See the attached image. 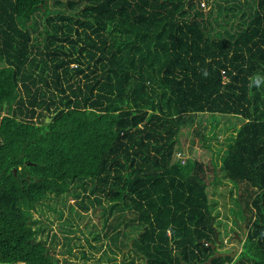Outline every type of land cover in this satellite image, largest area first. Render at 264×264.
Masks as SVG:
<instances>
[{
	"label": "trees",
	"instance_id": "1",
	"mask_svg": "<svg viewBox=\"0 0 264 264\" xmlns=\"http://www.w3.org/2000/svg\"><path fill=\"white\" fill-rule=\"evenodd\" d=\"M211 1L0 0V264H71L20 208L50 194L101 208L113 264H206L218 161L247 232L210 264H264V0ZM202 114L209 164L177 157Z\"/></svg>",
	"mask_w": 264,
	"mask_h": 264
},
{
	"label": "rangeland",
	"instance_id": "2",
	"mask_svg": "<svg viewBox=\"0 0 264 264\" xmlns=\"http://www.w3.org/2000/svg\"><path fill=\"white\" fill-rule=\"evenodd\" d=\"M199 1V6L204 13L213 7L214 12L216 11L215 2L211 0ZM197 124H199L198 134L193 132V127L182 129L179 146L183 150H178L177 153L185 157L197 158L203 163L209 164L210 159L216 158L218 149L225 148L223 140L230 131H217V138L212 139L207 133L209 125L206 114L197 116L195 125ZM218 165L211 185L206 189L209 205L214 215V223L218 230L219 241L216 250L230 252L235 257L241 249V243L247 232L246 222L238 201L239 186L225 177L219 161ZM20 208L24 212L32 214L36 221L34 226L38 231L39 239L47 241L49 249L55 250L58 259H67L71 264L119 263L120 253L101 237L103 233L101 208L95 207L83 212L70 196H55L53 194L48 195L39 206L35 205L32 208L22 206ZM96 234L99 235L97 240L94 239ZM137 234L138 229H132L127 232L126 238L121 242L125 246L131 244L132 239L136 238ZM53 235L56 236L54 241H52ZM65 238L70 239L68 246L72 249V255L66 252L65 244L67 242ZM90 245H101L102 248L93 249ZM124 252L127 253L128 250ZM82 253H85L87 258H83ZM109 257L115 259L108 260Z\"/></svg>",
	"mask_w": 264,
	"mask_h": 264
},
{
	"label": "water",
	"instance_id": "3",
	"mask_svg": "<svg viewBox=\"0 0 264 264\" xmlns=\"http://www.w3.org/2000/svg\"><path fill=\"white\" fill-rule=\"evenodd\" d=\"M45 122H46V123L50 122V119H49V118H46V119H45ZM211 248H212V250L214 251V253H213L212 256H210V257L208 258L206 264H210L211 261H212V259H214V258H220V257H226V256L233 257L232 254L221 253V252L217 251L215 245H211Z\"/></svg>",
	"mask_w": 264,
	"mask_h": 264
},
{
	"label": "clouds",
	"instance_id": "4",
	"mask_svg": "<svg viewBox=\"0 0 264 264\" xmlns=\"http://www.w3.org/2000/svg\"><path fill=\"white\" fill-rule=\"evenodd\" d=\"M203 74L205 76H207V72L206 71ZM251 81H252V84H254L255 86H259L260 83L264 82V77H261V76L257 75V76L252 77Z\"/></svg>",
	"mask_w": 264,
	"mask_h": 264
},
{
	"label": "built area",
	"instance_id": "5",
	"mask_svg": "<svg viewBox=\"0 0 264 264\" xmlns=\"http://www.w3.org/2000/svg\"><path fill=\"white\" fill-rule=\"evenodd\" d=\"M177 157H178V158H181V155L178 153V154H177Z\"/></svg>",
	"mask_w": 264,
	"mask_h": 264
}]
</instances>
